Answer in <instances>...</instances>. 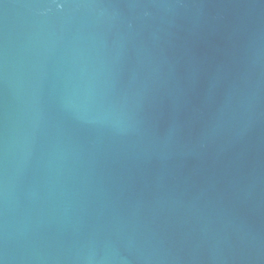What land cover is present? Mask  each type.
<instances>
[{
	"label": "water",
	"instance_id": "obj_1",
	"mask_svg": "<svg viewBox=\"0 0 264 264\" xmlns=\"http://www.w3.org/2000/svg\"><path fill=\"white\" fill-rule=\"evenodd\" d=\"M0 264H264V0H0Z\"/></svg>",
	"mask_w": 264,
	"mask_h": 264
}]
</instances>
